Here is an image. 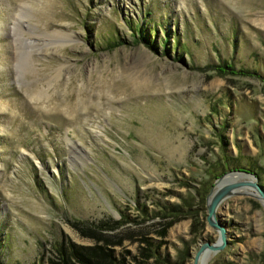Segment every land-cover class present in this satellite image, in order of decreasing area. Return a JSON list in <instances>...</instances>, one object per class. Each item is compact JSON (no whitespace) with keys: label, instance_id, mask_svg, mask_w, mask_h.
I'll list each match as a JSON object with an SVG mask.
<instances>
[{"label":"rangeland","instance_id":"374dc122","mask_svg":"<svg viewBox=\"0 0 264 264\" xmlns=\"http://www.w3.org/2000/svg\"><path fill=\"white\" fill-rule=\"evenodd\" d=\"M233 169L264 187V0H0V264H194ZM216 218L207 264H264L259 199Z\"/></svg>","mask_w":264,"mask_h":264},{"label":"water","instance_id":"95a60500","mask_svg":"<svg viewBox=\"0 0 264 264\" xmlns=\"http://www.w3.org/2000/svg\"><path fill=\"white\" fill-rule=\"evenodd\" d=\"M242 173L246 180H238L229 177L230 174ZM254 191L259 201L264 203V187L258 183V178L254 173L246 170H229L219 176L211 187L206 200V222L208 226L218 232V238L214 242H202L194 254L193 263L197 264L200 256L204 253L214 254L223 249L226 244V228L217 221L216 212L220 203L230 195H250Z\"/></svg>","mask_w":264,"mask_h":264},{"label":"trees","instance_id":"16d2710c","mask_svg":"<svg viewBox=\"0 0 264 264\" xmlns=\"http://www.w3.org/2000/svg\"><path fill=\"white\" fill-rule=\"evenodd\" d=\"M145 35L144 34H142V38L144 37ZM166 40H164L162 43H166V41H167V38H165ZM219 72H221V73H225V71H228V72H232V73H235L236 72V69H234V67L231 65V64H228V62L227 61H225V63H223V64H218V65H216V66H214ZM241 71H244V72H247V70H241ZM224 145H225V143H224ZM237 167V166H236ZM255 168H257L258 170H260V168H259V166H257V165H255ZM257 169H249V170H251V171H253L255 174H256V176H258V178L260 177V172L257 170ZM261 171V170H260ZM220 175V173H218L217 175L215 174L214 176H213V178L215 179L216 177H218ZM208 189H207V187H203V189H202V192L203 193H205L206 191H207ZM202 196V195H201ZM202 199L201 200H203V196L201 197ZM183 202H184V204H185V206L187 205V201L184 199L183 200ZM188 207V206H187ZM170 210L171 211H173L174 213H172V216L174 217V216H176V215H179L180 214V212L181 211H183L179 206H175V207H171L170 208ZM196 210H198V208L196 209ZM195 215L196 216H198V211H197V213L195 212ZM86 260V259H85ZM87 261V263H88V259L86 260Z\"/></svg>","mask_w":264,"mask_h":264},{"label":"bare ground","instance_id":"6f19581e","mask_svg":"<svg viewBox=\"0 0 264 264\" xmlns=\"http://www.w3.org/2000/svg\"><path fill=\"white\" fill-rule=\"evenodd\" d=\"M239 174H241V175H239ZM242 175H244V174H242V173L230 174L229 177H227V178L234 177V178L240 179V178H242ZM247 192H249V194H250L251 191L250 190H247ZM250 196L256 197L257 199H259L258 196H256V194L254 193V191L250 194ZM263 205H264V203H263ZM212 256L213 255L210 254V253H204V254H202L200 256V259L198 260L197 264H207L208 261L211 259Z\"/></svg>","mask_w":264,"mask_h":264}]
</instances>
